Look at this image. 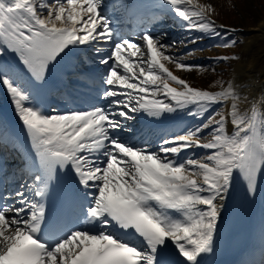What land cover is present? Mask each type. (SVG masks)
I'll return each instance as SVG.
<instances>
[{
  "label": "snow or ice",
  "instance_id": "1",
  "mask_svg": "<svg viewBox=\"0 0 264 264\" xmlns=\"http://www.w3.org/2000/svg\"><path fill=\"white\" fill-rule=\"evenodd\" d=\"M212 12L198 0H0V86L26 138L0 127V147L21 157L11 172L0 153V264H218L237 185L239 204L264 200V92L234 73L204 90L167 66L206 71L189 45L238 44L243 29ZM169 20L187 35L166 43ZM141 114L194 123L151 141L130 123Z\"/></svg>",
  "mask_w": 264,
  "mask_h": 264
},
{
  "label": "rangeland",
  "instance_id": "2",
  "mask_svg": "<svg viewBox=\"0 0 264 264\" xmlns=\"http://www.w3.org/2000/svg\"><path fill=\"white\" fill-rule=\"evenodd\" d=\"M206 4H210L214 8L213 14L217 19L229 26H241L245 30L256 27L261 21L264 20V0H204ZM249 32V31H247ZM251 33L240 34L236 37L238 44L233 48H217L214 47L219 41L216 39L211 40V44L205 45L197 49V58L202 59L200 63L206 66V71H192L183 72V76L191 78L190 81L196 87L204 90H221V86L217 81L230 80L232 69L234 68V60L227 63L214 64L210 58L219 55H239L244 45L246 44ZM242 41V43H239ZM215 69V71H212ZM264 72V67L261 68Z\"/></svg>",
  "mask_w": 264,
  "mask_h": 264
},
{
  "label": "bare ground",
  "instance_id": "3",
  "mask_svg": "<svg viewBox=\"0 0 264 264\" xmlns=\"http://www.w3.org/2000/svg\"><path fill=\"white\" fill-rule=\"evenodd\" d=\"M198 2L205 4L204 0H198ZM247 31L251 33V36L245 37L248 38V40L242 52L239 54L240 59L235 60L236 63L234 64L230 76L234 73L236 84L246 83V85L251 87V95L258 97L264 92V72H261V68L264 67V20L261 21L258 26L249 28ZM193 34L198 35V33ZM185 35L187 34H184V36ZM208 42L209 40L204 38L200 43L189 45L188 47L197 50ZM179 48L184 49L182 45ZM10 57L17 62L14 56L10 55ZM187 60L188 62H196V53L188 56ZM186 80L192 85L190 78H186ZM247 91L248 88L246 87L245 92ZM6 96H10L8 91L2 92L0 90V97L5 98ZM199 152L200 150H197V154H199ZM258 200L262 201V199L259 198ZM231 206L232 205L229 206L228 212L225 214V219L228 216Z\"/></svg>",
  "mask_w": 264,
  "mask_h": 264
}]
</instances>
